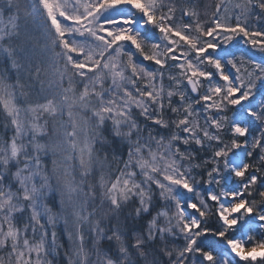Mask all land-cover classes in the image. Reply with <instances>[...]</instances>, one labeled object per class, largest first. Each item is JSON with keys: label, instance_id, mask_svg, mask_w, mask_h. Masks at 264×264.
I'll return each instance as SVG.
<instances>
[{"label": "snow or ice", "instance_id": "6c2138e0", "mask_svg": "<svg viewBox=\"0 0 264 264\" xmlns=\"http://www.w3.org/2000/svg\"><path fill=\"white\" fill-rule=\"evenodd\" d=\"M0 264H264V0H0Z\"/></svg>", "mask_w": 264, "mask_h": 264}]
</instances>
